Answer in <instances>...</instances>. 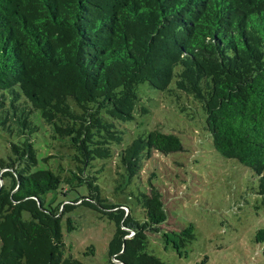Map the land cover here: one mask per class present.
<instances>
[{
  "label": "trees",
  "instance_id": "16d2710c",
  "mask_svg": "<svg viewBox=\"0 0 264 264\" xmlns=\"http://www.w3.org/2000/svg\"><path fill=\"white\" fill-rule=\"evenodd\" d=\"M141 82L180 111L200 107L212 148L248 167L264 198V0H0V133L17 137L0 159V264H85L64 255L61 221L77 205L114 224L105 264H167L146 251L147 233L167 217L162 194L137 183L154 153L183 149L178 134L156 125L115 150L116 201L77 167L66 174L38 167L34 146L32 116L47 119L56 99L104 103L126 121L112 96L136 94ZM83 184L77 203L66 198ZM47 191L61 192L62 205L44 206ZM65 223L76 227L70 216ZM174 235L182 245L195 237L191 225ZM254 239L264 255V228Z\"/></svg>",
  "mask_w": 264,
  "mask_h": 264
},
{
  "label": "rangeland",
  "instance_id": "374dc122",
  "mask_svg": "<svg viewBox=\"0 0 264 264\" xmlns=\"http://www.w3.org/2000/svg\"><path fill=\"white\" fill-rule=\"evenodd\" d=\"M136 94L129 90L112 96L123 112L119 114L131 116L126 121L108 106L104 108V103L94 108L69 97H60L48 106L47 119L36 111L32 119L38 126L34 138L38 167L63 174L77 167L83 177H94L93 183L108 200H119L122 194L113 191L110 173L115 150L145 129L164 124V131L178 134L183 149L154 153L141 171L138 188L148 192L150 184L156 186L167 214L157 232L147 233L146 251L167 264H264L263 243L254 239L264 228V198L257 193V176L212 148L201 131L204 119L200 107L173 108L164 92L146 82L136 86ZM16 139L0 133V159ZM86 192L85 184L76 186V190H68L66 198L77 203L74 199ZM64 198L61 192L47 191L41 203L54 207L62 205ZM129 199L133 217L142 220L138 206ZM67 216L75 219L76 227L71 230L66 227ZM187 225L192 226L195 237L182 245L174 232ZM61 228L64 255L85 264L106 263L113 222L92 208L77 205L64 213Z\"/></svg>",
  "mask_w": 264,
  "mask_h": 264
}]
</instances>
